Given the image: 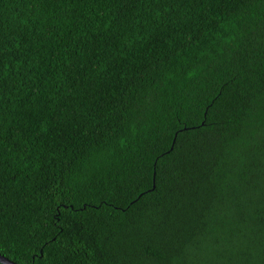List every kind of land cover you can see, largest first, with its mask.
I'll list each match as a JSON object with an SVG mask.
<instances>
[{
	"label": "trees",
	"instance_id": "16d2710c",
	"mask_svg": "<svg viewBox=\"0 0 264 264\" xmlns=\"http://www.w3.org/2000/svg\"><path fill=\"white\" fill-rule=\"evenodd\" d=\"M0 255L264 264V0H0Z\"/></svg>",
	"mask_w": 264,
	"mask_h": 264
},
{
	"label": "water",
	"instance_id": "95a60500",
	"mask_svg": "<svg viewBox=\"0 0 264 264\" xmlns=\"http://www.w3.org/2000/svg\"><path fill=\"white\" fill-rule=\"evenodd\" d=\"M0 262L3 264H15L14 262L10 261L8 258L0 255Z\"/></svg>",
	"mask_w": 264,
	"mask_h": 264
}]
</instances>
